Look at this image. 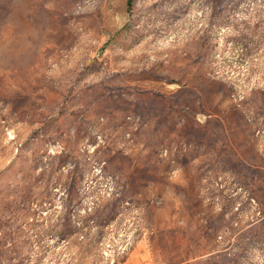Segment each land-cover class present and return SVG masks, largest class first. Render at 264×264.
<instances>
[{
  "label": "rangeland",
  "instance_id": "1",
  "mask_svg": "<svg viewBox=\"0 0 264 264\" xmlns=\"http://www.w3.org/2000/svg\"><path fill=\"white\" fill-rule=\"evenodd\" d=\"M0 264H264V0H0Z\"/></svg>",
  "mask_w": 264,
  "mask_h": 264
}]
</instances>
